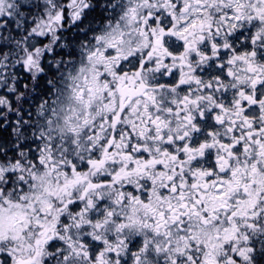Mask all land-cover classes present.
Listing matches in <instances>:
<instances>
[{"label": "snow or ice", "instance_id": "obj_1", "mask_svg": "<svg viewBox=\"0 0 264 264\" xmlns=\"http://www.w3.org/2000/svg\"><path fill=\"white\" fill-rule=\"evenodd\" d=\"M0 264H264V0H0Z\"/></svg>", "mask_w": 264, "mask_h": 264}]
</instances>
